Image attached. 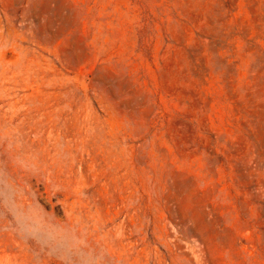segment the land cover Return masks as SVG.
Segmentation results:
<instances>
[{
    "label": "rangeland",
    "instance_id": "1",
    "mask_svg": "<svg viewBox=\"0 0 264 264\" xmlns=\"http://www.w3.org/2000/svg\"><path fill=\"white\" fill-rule=\"evenodd\" d=\"M0 264H264V0H0Z\"/></svg>",
    "mask_w": 264,
    "mask_h": 264
}]
</instances>
